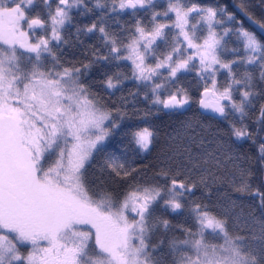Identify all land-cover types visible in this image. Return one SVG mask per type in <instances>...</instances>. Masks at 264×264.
Listing matches in <instances>:
<instances>
[{"label": "trees", "instance_id": "1", "mask_svg": "<svg viewBox=\"0 0 264 264\" xmlns=\"http://www.w3.org/2000/svg\"><path fill=\"white\" fill-rule=\"evenodd\" d=\"M25 1H30L26 14L44 24L58 6L56 0H0V6ZM121 1L78 0L59 28L58 41L46 34L38 56L0 43V68L18 78L19 86L30 74L72 71L80 93L107 116L104 140L79 180L93 203L112 208L130 194H155L143 215L150 264H183L202 215L217 223L202 241L221 245L224 233L247 246L248 217L264 221V0H175L191 10L195 39L210 23L218 34L216 55L223 68L206 74L173 71L182 48L166 2L142 3L127 12ZM159 28L147 52L152 71L140 79L127 58L128 46L138 31ZM249 38L256 45L253 52L245 47ZM204 88L226 94L222 117L198 110ZM169 96L187 99L189 106L165 112L162 101ZM142 130L149 133L145 149L136 140ZM59 144L42 156L39 175L53 166ZM91 253L97 254L93 244Z\"/></svg>", "mask_w": 264, "mask_h": 264}, {"label": "rangeland", "instance_id": "2", "mask_svg": "<svg viewBox=\"0 0 264 264\" xmlns=\"http://www.w3.org/2000/svg\"><path fill=\"white\" fill-rule=\"evenodd\" d=\"M140 1L144 4L164 1L167 4V14L171 15L172 27L182 48L179 53L181 59H177L173 71L193 69L197 74H206L212 73L216 67L223 68L216 55L219 37L211 27L212 23L204 29L205 33H200V37L195 39L189 30L191 10L182 9L175 0ZM29 3L25 1L20 5L0 6V28L9 27L15 37L9 42L0 38V42L11 50L38 56L46 44V34L51 40L58 41L59 28L78 0H56L58 6L53 9L47 24L26 14L25 7ZM123 3L124 0L121 6ZM160 31V28L155 33L138 31L128 46L127 58L140 79L152 71L146 64L147 52ZM245 47L253 52L256 45L249 38ZM166 60L169 62L170 59ZM72 74V71L54 77L30 74L19 86L18 78L7 76L0 68V138L11 135L12 152L17 162L25 166L21 171L23 174L29 172L38 190L61 193L73 206V210L62 212L31 213L32 218L25 225L35 222L40 229L25 232V235H44L47 243H41L37 238L17 236L12 231V214L0 206V264H65L62 261H48L44 248L54 245H58L53 247L54 261L61 258L63 252L70 264H150L144 241L143 215L155 194H130L116 208H112L110 205L93 203L80 183V170L93 149L104 140L102 129L107 116L96 110L80 93ZM210 97L218 100L222 106L228 101L223 92L211 90ZM136 140L145 149L149 143V133L146 130L138 132ZM57 142L60 144L53 166L39 175L37 166L42 156ZM10 162L5 160L0 165ZM18 167L12 165L13 169ZM79 212L92 215L96 223L88 222ZM248 219L247 246L224 233L225 242L217 246L202 241V235L214 232L217 223L208 216H200L191 255L183 264L264 263V221L257 215ZM91 244L98 249L97 254H87Z\"/></svg>", "mask_w": 264, "mask_h": 264}, {"label": "flooded vegetation", "instance_id": "3", "mask_svg": "<svg viewBox=\"0 0 264 264\" xmlns=\"http://www.w3.org/2000/svg\"><path fill=\"white\" fill-rule=\"evenodd\" d=\"M0 38L3 40L13 41L15 37L11 32L10 28L7 26H3L0 28ZM1 43V42H0ZM5 44V43H1ZM15 45V44H14ZM1 148H0V163L2 161H11L8 164L2 163L0 165V180L7 179V184L12 183H21V197L16 196V204L17 207L14 210H10L4 204L0 203L7 212L11 213L14 218V224L12 231L17 234V236L23 238H30L41 240V243L46 241L44 235H40L35 237L34 235H25V232L36 231V229H40L39 225L35 222L33 224H29V220L32 218L31 213L41 212V213H49V212H62L64 210H73V206L67 201L61 193H51L46 190H38L37 187L32 183L29 172L27 174H23L21 168L23 169L25 166L22 165L21 162H17L16 155L12 152V143H11V135H8L7 138L1 137ZM6 152V153H5ZM6 156V158H5ZM14 160V161H13ZM12 165L19 166V169H13ZM6 166V167H5ZM5 189V187L0 186ZM82 216H84L88 222L92 224L96 223V218L90 214H86L83 212H79ZM42 231V230H40ZM49 244V242H48ZM58 245H54L53 247H57ZM52 246L48 249L44 248L46 253L48 254L49 262H63L65 264L68 263V257L65 253L61 252V258H57L55 261L52 259V253L55 250ZM97 249V248H96ZM98 250V249H97ZM76 264V263H75Z\"/></svg>", "mask_w": 264, "mask_h": 264}, {"label": "water", "instance_id": "4", "mask_svg": "<svg viewBox=\"0 0 264 264\" xmlns=\"http://www.w3.org/2000/svg\"><path fill=\"white\" fill-rule=\"evenodd\" d=\"M142 1L124 0L123 7L127 12H131L135 7H140ZM263 28L259 27V31ZM211 90L204 88L199 95L197 101V108L203 114H208L214 118H220L224 114V107L222 104L210 97ZM189 106L187 99H181L177 96H169L162 101V109L165 112L174 110H185ZM0 203L4 204L10 210H14L17 207L16 196L21 197V183L7 184V179L0 180Z\"/></svg>", "mask_w": 264, "mask_h": 264}]
</instances>
